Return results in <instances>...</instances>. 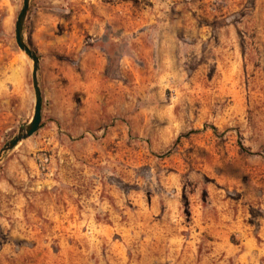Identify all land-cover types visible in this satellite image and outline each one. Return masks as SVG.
Masks as SVG:
<instances>
[{"label":"rangeland","instance_id":"1","mask_svg":"<svg viewBox=\"0 0 264 264\" xmlns=\"http://www.w3.org/2000/svg\"><path fill=\"white\" fill-rule=\"evenodd\" d=\"M21 6L0 0V149L33 115ZM77 34L105 51V139L68 137L45 93L0 159V264H264L235 226L197 234L224 216L264 248V0H30L37 56Z\"/></svg>","mask_w":264,"mask_h":264},{"label":"crops","instance_id":"2","mask_svg":"<svg viewBox=\"0 0 264 264\" xmlns=\"http://www.w3.org/2000/svg\"><path fill=\"white\" fill-rule=\"evenodd\" d=\"M43 19L46 20L47 16ZM39 25L40 31H47V23ZM73 39L76 40L77 45L72 51L67 45L64 50L56 48L52 53L44 54V57H40L37 53L42 96L41 123L44 119L43 96L48 91L52 94L53 100L50 102L49 114L59 123L61 130L68 137L78 138L86 135V139H101L103 142L105 139V51L98 50L93 45L83 47V34L74 35ZM65 42L69 40L64 38L61 43ZM25 44L29 48V45ZM52 44L58 47L55 42ZM46 183L49 182L45 181L42 186L45 187ZM75 186L78 188L77 183ZM86 188L80 187V192L85 191ZM227 220L229 218L224 216L208 217L199 212L197 234L201 228H204L208 239L214 238L219 234L220 228L229 229L235 226L240 232L241 239L237 247L243 250L237 258H244L249 253L254 256L255 252H258V255L260 252V255L264 256V248L253 242L248 233H244V229L239 228V221L228 225ZM187 230L190 231L189 228ZM187 243L190 244V241Z\"/></svg>","mask_w":264,"mask_h":264},{"label":"water","instance_id":"3","mask_svg":"<svg viewBox=\"0 0 264 264\" xmlns=\"http://www.w3.org/2000/svg\"><path fill=\"white\" fill-rule=\"evenodd\" d=\"M29 4L30 0H22L21 9L14 24V39L19 50L32 62L31 79L34 94L33 115L29 123L24 128L19 129L17 134L2 146L0 149V159L5 153L15 148L19 143L34 135L41 127L42 96L38 80L39 60L36 53L26 46L22 37V28L26 19Z\"/></svg>","mask_w":264,"mask_h":264}]
</instances>
